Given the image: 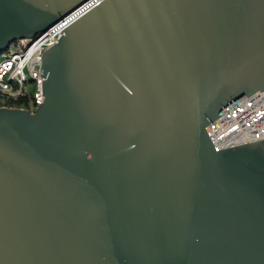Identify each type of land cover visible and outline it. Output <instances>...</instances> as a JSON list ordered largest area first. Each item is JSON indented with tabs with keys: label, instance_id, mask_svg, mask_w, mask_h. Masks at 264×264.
<instances>
[{
	"label": "water",
	"instance_id": "obj_1",
	"mask_svg": "<svg viewBox=\"0 0 264 264\" xmlns=\"http://www.w3.org/2000/svg\"><path fill=\"white\" fill-rule=\"evenodd\" d=\"M55 25L0 107V264H264V139L206 132L264 88V0H0V54Z\"/></svg>",
	"mask_w": 264,
	"mask_h": 264
},
{
	"label": "built area",
	"instance_id": "obj_2",
	"mask_svg": "<svg viewBox=\"0 0 264 264\" xmlns=\"http://www.w3.org/2000/svg\"><path fill=\"white\" fill-rule=\"evenodd\" d=\"M61 31L55 25L34 39H17L0 54V107L35 111L43 101L42 53L57 42ZM206 132L216 151L263 140L264 88L207 124Z\"/></svg>",
	"mask_w": 264,
	"mask_h": 264
}]
</instances>
